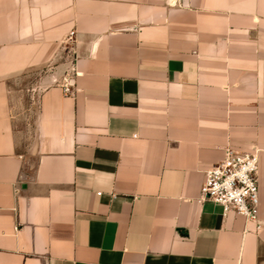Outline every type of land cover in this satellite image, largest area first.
Listing matches in <instances>:
<instances>
[{
  "label": "crops",
  "instance_id": "obj_1",
  "mask_svg": "<svg viewBox=\"0 0 264 264\" xmlns=\"http://www.w3.org/2000/svg\"><path fill=\"white\" fill-rule=\"evenodd\" d=\"M0 264H264V0H0Z\"/></svg>",
  "mask_w": 264,
  "mask_h": 264
},
{
  "label": "built area",
  "instance_id": "obj_2",
  "mask_svg": "<svg viewBox=\"0 0 264 264\" xmlns=\"http://www.w3.org/2000/svg\"><path fill=\"white\" fill-rule=\"evenodd\" d=\"M67 41L69 44L74 42V32ZM62 89L66 96L73 94L69 83ZM259 167L258 150L227 149L223 159L206 171L200 201L220 207L224 215L233 214L248 223H257L260 212Z\"/></svg>",
  "mask_w": 264,
  "mask_h": 264
}]
</instances>
